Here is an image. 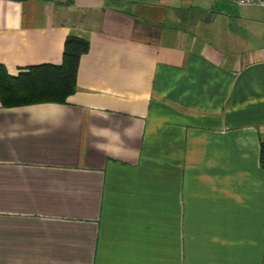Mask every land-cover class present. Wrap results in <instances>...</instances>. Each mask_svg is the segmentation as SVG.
I'll use <instances>...</instances> for the list:
<instances>
[{"label": "crops", "instance_id": "obj_1", "mask_svg": "<svg viewBox=\"0 0 264 264\" xmlns=\"http://www.w3.org/2000/svg\"><path fill=\"white\" fill-rule=\"evenodd\" d=\"M64 102L0 103V264H264V8L0 0V64Z\"/></svg>", "mask_w": 264, "mask_h": 264}, {"label": "trees", "instance_id": "obj_2", "mask_svg": "<svg viewBox=\"0 0 264 264\" xmlns=\"http://www.w3.org/2000/svg\"><path fill=\"white\" fill-rule=\"evenodd\" d=\"M87 41L76 36L66 38L60 64L42 63L27 66L11 75L0 64V103L14 106L35 102H64L75 89L79 56ZM260 161L264 168V138L260 141Z\"/></svg>", "mask_w": 264, "mask_h": 264}, {"label": "built area", "instance_id": "obj_3", "mask_svg": "<svg viewBox=\"0 0 264 264\" xmlns=\"http://www.w3.org/2000/svg\"><path fill=\"white\" fill-rule=\"evenodd\" d=\"M242 5H259L264 8V0H235Z\"/></svg>", "mask_w": 264, "mask_h": 264}]
</instances>
